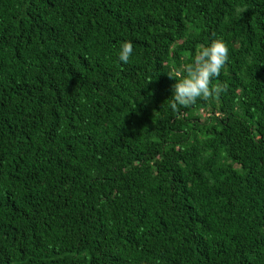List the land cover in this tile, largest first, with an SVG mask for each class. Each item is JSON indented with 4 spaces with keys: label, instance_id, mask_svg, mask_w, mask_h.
Returning a JSON list of instances; mask_svg holds the SVG:
<instances>
[{
    "label": "trees",
    "instance_id": "trees-1",
    "mask_svg": "<svg viewBox=\"0 0 264 264\" xmlns=\"http://www.w3.org/2000/svg\"><path fill=\"white\" fill-rule=\"evenodd\" d=\"M0 264H264V0H0Z\"/></svg>",
    "mask_w": 264,
    "mask_h": 264
},
{
    "label": "clouds",
    "instance_id": "clouds-1",
    "mask_svg": "<svg viewBox=\"0 0 264 264\" xmlns=\"http://www.w3.org/2000/svg\"><path fill=\"white\" fill-rule=\"evenodd\" d=\"M229 49L223 39L217 38L207 45H201L193 55V59L183 65L174 75L172 85V102L170 107L175 110L179 106L188 107L198 99L215 98L226 90V85L212 84L229 59ZM133 55V44L130 41L120 42L117 59L123 64L129 62Z\"/></svg>",
    "mask_w": 264,
    "mask_h": 264
}]
</instances>
